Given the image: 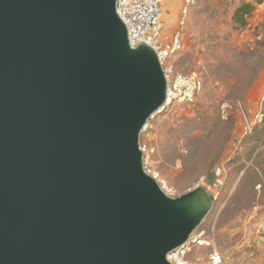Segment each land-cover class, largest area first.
<instances>
[{
    "label": "water",
    "instance_id": "95a60500",
    "mask_svg": "<svg viewBox=\"0 0 264 264\" xmlns=\"http://www.w3.org/2000/svg\"><path fill=\"white\" fill-rule=\"evenodd\" d=\"M116 0H0V264H169L212 209L143 168L165 79Z\"/></svg>",
    "mask_w": 264,
    "mask_h": 264
},
{
    "label": "rangeland",
    "instance_id": "374dc122",
    "mask_svg": "<svg viewBox=\"0 0 264 264\" xmlns=\"http://www.w3.org/2000/svg\"><path fill=\"white\" fill-rule=\"evenodd\" d=\"M175 1L163 4L164 21ZM244 2L253 0H194L171 63L195 74L202 89L140 136L146 167L164 191L178 197L201 187L210 196L212 209L196 229L204 244L187 257L194 264L213 251L223 264H264V1L239 29L231 16Z\"/></svg>",
    "mask_w": 264,
    "mask_h": 264
},
{
    "label": "built area",
    "instance_id": "2783aa9c",
    "mask_svg": "<svg viewBox=\"0 0 264 264\" xmlns=\"http://www.w3.org/2000/svg\"><path fill=\"white\" fill-rule=\"evenodd\" d=\"M166 1L116 0L115 2V12L126 29L129 47L134 49L145 46L153 51L165 79L163 101L146 120L141 135L146 132L152 121L165 114L172 107L192 104L202 89V82L195 74L179 73L171 63L172 57L182 48L185 18L190 7L194 4V0L182 1L177 24L168 37L163 35L160 27L164 13L162 6ZM140 150L143 155L144 171L156 180V177L146 167L145 155L147 148L141 142ZM159 186L168 197L175 198L174 195L164 191L160 184ZM196 231L189 236L185 243L166 255V261L169 264H194L190 263L187 257L196 246L204 244V241L196 235ZM206 264H223V261L221 256L213 251Z\"/></svg>",
    "mask_w": 264,
    "mask_h": 264
},
{
    "label": "trees",
    "instance_id": "16d2710c",
    "mask_svg": "<svg viewBox=\"0 0 264 264\" xmlns=\"http://www.w3.org/2000/svg\"><path fill=\"white\" fill-rule=\"evenodd\" d=\"M263 1L264 0H253V3L244 2L235 7L231 16L232 23L238 26L239 29L245 28L247 26V20L254 12L255 7L262 4Z\"/></svg>",
    "mask_w": 264,
    "mask_h": 264
},
{
    "label": "crops",
    "instance_id": "0c3cea01",
    "mask_svg": "<svg viewBox=\"0 0 264 264\" xmlns=\"http://www.w3.org/2000/svg\"><path fill=\"white\" fill-rule=\"evenodd\" d=\"M181 3V0H176L175 3H173L171 5V7L168 9L169 11V16L167 17L168 19H165L163 17V21H161V30L162 33L165 37H168L169 35H171V32L173 30V27L175 25V17H176V10L178 9L179 5Z\"/></svg>",
    "mask_w": 264,
    "mask_h": 264
}]
</instances>
